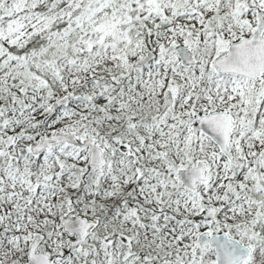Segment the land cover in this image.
<instances>
[{
	"label": "snow or ice",
	"instance_id": "1",
	"mask_svg": "<svg viewBox=\"0 0 264 264\" xmlns=\"http://www.w3.org/2000/svg\"><path fill=\"white\" fill-rule=\"evenodd\" d=\"M0 264H264V0H0Z\"/></svg>",
	"mask_w": 264,
	"mask_h": 264
}]
</instances>
